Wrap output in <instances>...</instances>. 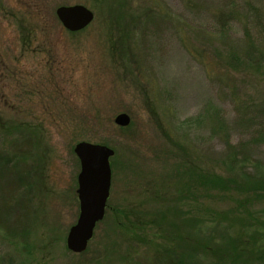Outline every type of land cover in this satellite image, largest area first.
<instances>
[{
    "label": "rangeland",
    "instance_id": "obj_1",
    "mask_svg": "<svg viewBox=\"0 0 264 264\" xmlns=\"http://www.w3.org/2000/svg\"><path fill=\"white\" fill-rule=\"evenodd\" d=\"M74 5L95 20L69 35L56 11ZM123 113L126 128L114 123ZM0 119V160L19 172L0 184L2 264H37L47 244L48 264H163L166 249L186 264H229L193 241L263 235L264 197L243 206L245 196L195 188L186 200L169 151L188 149L202 171L264 175V0H0ZM81 142L115 154L105 218L77 255L66 238L80 213ZM230 152L235 166L222 164ZM161 210L168 224L124 226Z\"/></svg>",
    "mask_w": 264,
    "mask_h": 264
},
{
    "label": "trees",
    "instance_id": "obj_2",
    "mask_svg": "<svg viewBox=\"0 0 264 264\" xmlns=\"http://www.w3.org/2000/svg\"><path fill=\"white\" fill-rule=\"evenodd\" d=\"M114 12V11H112ZM114 15L112 14V18ZM119 19V18H118ZM111 22V21H110ZM113 22V21H112ZM110 24L113 28H117L118 26L114 24ZM20 29L23 30V27L20 26ZM244 57L248 60L252 59V55L250 51H244ZM231 61L233 63L240 62L236 55H231ZM0 125L3 129H6V124L2 122L0 119ZM171 160L177 161L175 163V177L180 181V189L178 192L183 194L184 199L188 200L192 197V193L196 188L198 191H203L206 194L209 193H220L223 195L229 194H236L238 196H245L244 205L247 206L248 203H252L255 197H264V175H252L248 173H242L241 170L240 174H232L228 176H222L213 172L202 171L200 166L194 163L191 159V154L188 149L181 148V149H173L169 151ZM236 153L230 152L224 158L222 164H229L230 166H235L238 162ZM15 169V168H14ZM10 175L14 176V174L19 173L18 171H9L7 167H4L0 160V184L4 181L6 176ZM19 176L18 174H16ZM153 189V188H152ZM191 196V197H190ZM251 199V201H250ZM167 210V209H166ZM168 211V210H167ZM216 217L223 220V214H217ZM121 215H115L113 226L116 232L120 230L119 227L121 224ZM168 215L162 213L161 211H157L154 218L149 223H143L140 225H132L128 224L127 222L124 226L127 229L133 228L132 230H138L144 226L157 227L159 224V220H163L164 223L168 224ZM126 218V217H125ZM160 218V219H159ZM1 219V218H0ZM158 220V221H157ZM179 223V222H178ZM184 224V220L181 222ZM257 223V221H255ZM172 225V223H171ZM173 226V225H172ZM125 227V228H126ZM175 227V226H174ZM159 231V230H158ZM244 231L245 230L244 228ZM29 231L24 229L22 231V236L24 239V252L28 256L29 259L35 257V249L31 248L27 243L26 239L29 237ZM118 233V232H117ZM243 234V233H242ZM241 236V237H240ZM237 237H231L228 233L226 235L220 237V241L215 243V239L208 237L206 240H194L196 252H200L202 255H205L206 258L213 257L215 260L221 261L223 263L229 264H264V234L263 235H256L251 234L250 236H246L245 239L242 235ZM263 236L262 241H260V237ZM50 245H42L39 248V255L37 264H48L47 255ZM190 252H193L190 250ZM163 256H158V259L162 261L163 264H186L187 258L185 254H178L176 253L175 249H166L162 251ZM35 257V260L37 261ZM191 257V256H189ZM163 260H162V259ZM165 259V260H164ZM165 261V262H164ZM2 264V262H0ZM31 264V263H29Z\"/></svg>",
    "mask_w": 264,
    "mask_h": 264
},
{
    "label": "water",
    "instance_id": "obj_3",
    "mask_svg": "<svg viewBox=\"0 0 264 264\" xmlns=\"http://www.w3.org/2000/svg\"><path fill=\"white\" fill-rule=\"evenodd\" d=\"M56 15L64 28L73 33L83 31L95 19L94 13L83 5L62 6ZM114 123L126 128L131 118L123 113L115 118ZM74 153L81 168L77 190L80 213L68 232L66 245L69 252L79 255L87 251L97 225L105 217L112 180L110 159L115 152L104 145L81 142L76 145Z\"/></svg>",
    "mask_w": 264,
    "mask_h": 264
},
{
    "label": "flooded vegetation",
    "instance_id": "obj_4",
    "mask_svg": "<svg viewBox=\"0 0 264 264\" xmlns=\"http://www.w3.org/2000/svg\"><path fill=\"white\" fill-rule=\"evenodd\" d=\"M62 7V6H61ZM69 7V6H68ZM60 8V7H59ZM56 17H57V15H56ZM57 20H58V23L60 24V26L62 27V29H63V31L65 32V33H67V34H69V35H76L77 33H80V32H83V31H85L87 28H89L92 24H90L86 29H84L83 31H80V32H76V33H73V32H70V31H68V30H66L65 28H64V26L61 24V22H60V20L58 19V17H57ZM19 23V28H20V26H22L23 27V30H22V38L23 39H25V40H29V39H31V32L29 31V29H27L26 28V26H25V24H24V22L20 19L19 21H18ZM93 23V22H92ZM27 43V42H26ZM107 209V208H106Z\"/></svg>",
    "mask_w": 264,
    "mask_h": 264
}]
</instances>
